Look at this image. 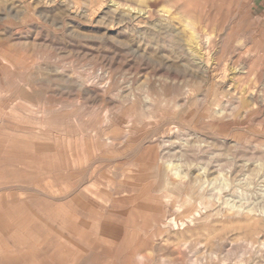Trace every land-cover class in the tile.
I'll return each mask as SVG.
<instances>
[{"label": "rangeland", "instance_id": "obj_1", "mask_svg": "<svg viewBox=\"0 0 264 264\" xmlns=\"http://www.w3.org/2000/svg\"><path fill=\"white\" fill-rule=\"evenodd\" d=\"M0 264H264V0H0Z\"/></svg>", "mask_w": 264, "mask_h": 264}]
</instances>
